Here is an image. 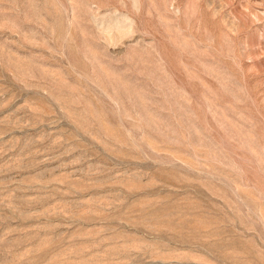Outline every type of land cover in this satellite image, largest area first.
<instances>
[{"label":"rangeland","instance_id":"obj_1","mask_svg":"<svg viewBox=\"0 0 264 264\" xmlns=\"http://www.w3.org/2000/svg\"><path fill=\"white\" fill-rule=\"evenodd\" d=\"M0 264H264V0H0Z\"/></svg>","mask_w":264,"mask_h":264}]
</instances>
